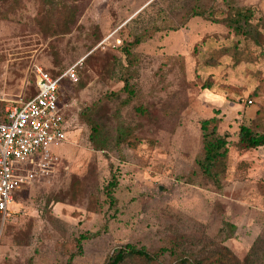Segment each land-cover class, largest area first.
<instances>
[{
    "label": "rangeland",
    "instance_id": "374dc122",
    "mask_svg": "<svg viewBox=\"0 0 264 264\" xmlns=\"http://www.w3.org/2000/svg\"><path fill=\"white\" fill-rule=\"evenodd\" d=\"M56 1L55 31L43 19L44 0H0V114L34 95L35 65L58 71L79 64L78 81L61 83L71 142L55 149L59 161L50 179L19 193L0 264H68L72 255L73 264H104L118 246L155 250L172 239L200 253L222 241L225 222L236 226L222 241L231 261L250 255L263 264L264 146L237 147L241 125L264 132L262 49L223 23L194 17L182 25L196 0ZM236 2L254 9L255 22L264 17V0ZM216 4L217 16H224V0ZM153 25L163 29L147 33L129 62L124 44ZM236 42L255 60L235 64L223 56L207 65ZM125 78L135 90L130 98L122 90ZM98 102V117L113 134L118 123L132 128L130 143L93 148L80 112ZM215 115L230 143L222 188L194 176L203 153L200 121ZM114 176L111 207L105 186ZM88 232L100 233L80 250L77 238Z\"/></svg>",
    "mask_w": 264,
    "mask_h": 264
},
{
    "label": "trees",
    "instance_id": "16d2710c",
    "mask_svg": "<svg viewBox=\"0 0 264 264\" xmlns=\"http://www.w3.org/2000/svg\"><path fill=\"white\" fill-rule=\"evenodd\" d=\"M215 1V2H214ZM217 0H196L194 4L186 8L185 13L182 15V25H185L189 20L194 17H201L205 20L214 23L225 24L235 35L243 37L247 41H252L257 47L262 49L264 55V17L255 20V11L251 7H244L237 4L236 0H224L225 15L222 17L217 16L216 4ZM44 8L46 10L43 19L56 31V20L54 17L57 8L56 0H44ZM51 20V21H50ZM55 20V21H54ZM160 31L163 27L153 25L145 30V32L136 34L133 41L126 42L123 46V52L127 56L129 62L133 63V48L139 46L151 30ZM172 30L177 29L176 26L171 27ZM223 56L232 58L235 64H240L243 61H253V57L249 50L240 46V42H236L232 46L222 47L217 51L216 57H211L206 61L207 65H218V59ZM67 68V67H66ZM65 68V69H66ZM65 69L52 71L51 74L55 77L60 76ZM210 86V84H208ZM123 92H127V98L134 95L135 90L130 84L129 78H125V85ZM36 93V90L34 94ZM118 97L119 92L112 93ZM130 100L127 99L126 102ZM99 102L87 107L80 112L81 119L87 123L91 128L90 142L97 151L108 149L111 145L119 147L122 143H130L131 139L135 138L133 130L124 123H118L115 134L111 132L103 123L99 112ZM4 105V104H3ZM2 114H0L1 116ZM221 117L215 115L213 117L205 118L200 121L201 134L203 140V153L197 159L198 172H194V176L202 175L207 181L211 182L217 188L223 187V182L227 176L229 168V141L225 134H221L219 126L221 124ZM71 136V134H70ZM264 146V132L256 131L250 125H241L239 130V140L237 147L240 150L257 149ZM76 182V181H75ZM118 186V179L114 176L113 179L105 186L106 194L109 199L111 207L117 204L115 197V188ZM75 189V187H74ZM72 190V195L74 194ZM95 198V196H93ZM61 201L60 197L56 198ZM100 211V210H98ZM236 226L230 222H225L224 226L219 232L222 241L229 238ZM100 232L96 233H83L77 238V245L82 250V244L85 240L95 237ZM222 241L214 244L207 251L200 253L192 252L182 246L181 239H172L169 243L159 247L155 250H150L146 247H138L134 244L127 243L122 246L114 248L113 252L109 254L104 264H125L128 260H134L138 264H163L165 260L169 264H254L253 260L248 255L242 261H231V249L222 244ZM255 247H253L254 250ZM74 255H72L68 264H73ZM163 261V263H162ZM264 264V263H263Z\"/></svg>",
    "mask_w": 264,
    "mask_h": 264
},
{
    "label": "built area",
    "instance_id": "2783aa9c",
    "mask_svg": "<svg viewBox=\"0 0 264 264\" xmlns=\"http://www.w3.org/2000/svg\"><path fill=\"white\" fill-rule=\"evenodd\" d=\"M118 45L121 40H117ZM79 64L58 77L41 65L34 66L36 93L28 100L6 105L0 116V243L12 206L19 193L47 181L55 172V149L70 143L69 104L61 91L64 79L77 82Z\"/></svg>",
    "mask_w": 264,
    "mask_h": 264
},
{
    "label": "crops",
    "instance_id": "0c3cea01",
    "mask_svg": "<svg viewBox=\"0 0 264 264\" xmlns=\"http://www.w3.org/2000/svg\"><path fill=\"white\" fill-rule=\"evenodd\" d=\"M47 70V69H46ZM49 71V70H48ZM51 72V71H50Z\"/></svg>",
    "mask_w": 264,
    "mask_h": 264
}]
</instances>
